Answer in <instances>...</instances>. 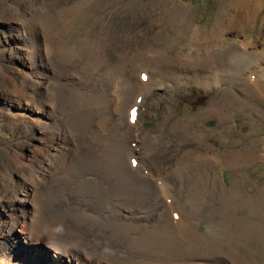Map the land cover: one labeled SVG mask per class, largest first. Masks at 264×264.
I'll use <instances>...</instances> for the list:
<instances>
[{
    "label": "bare ground",
    "instance_id": "1",
    "mask_svg": "<svg viewBox=\"0 0 264 264\" xmlns=\"http://www.w3.org/2000/svg\"><path fill=\"white\" fill-rule=\"evenodd\" d=\"M19 1L18 6L4 4L0 13L4 25L15 31L17 44L16 51L6 42L1 49V55L8 53L6 61L12 69L1 70L4 61L0 62V82L5 80L6 88L8 81L23 82L25 91L0 93L4 103L0 105V131L16 138L9 143L13 173L6 166L0 170V264H40L39 254H46L41 264H115L113 260H119L118 264H227L217 253L231 255L230 263L240 264L237 258L244 249L231 238L224 242L200 233L198 224L204 222L249 247L258 241L263 246L264 186L250 185L248 173L238 177L232 173L231 187H224L222 171L249 167L257 157L264 160V138L246 137L241 148L236 139L227 151L219 146L228 144L227 136L237 126H227V122L237 115L242 116L240 127L246 126V133H252L255 122L247 123L244 111L259 115L257 121L264 120V112L259 114L264 107V0H214L218 12L207 26L197 24L200 6L179 0H153L144 5L137 0L127 4L123 0H51L52 8H48L50 1L46 5ZM125 12L147 16L156 30L146 32L144 24L131 28L125 20L118 21ZM14 20L18 24H12ZM257 27L255 37L245 34ZM159 74L163 77L156 80ZM97 75L109 80L96 84ZM64 77H77V81L64 90L58 88L57 92L66 94L56 99L52 84L47 86L45 81ZM188 80L195 83L198 96L187 91L191 101L186 104L193 109L199 101L207 102L190 120L181 114L175 118L170 97L191 86ZM159 82L167 84L169 95L158 112L160 123L145 129L137 120L140 108ZM154 102L147 101L149 111ZM42 117L51 124L40 134L26 137L38 131ZM215 119L223 126L219 124L213 133L196 124V120ZM187 128L193 132L185 133ZM176 134L183 137L175 140ZM166 136L182 151L162 166L153 156L162 149L160 142ZM214 136L220 137L215 146L210 144ZM43 139L46 145L38 142ZM55 173L60 178L53 181L50 176ZM58 187H66V228H60L63 238L59 240L64 243L51 247L54 234L44 230L49 229L45 223L49 221L42 218L38 208L43 204L36 198L45 201L44 189ZM33 192L36 195L30 200L36 202L35 208L30 205L32 215L28 216L27 197ZM118 211L130 218H119ZM62 213L59 210L54 217ZM16 228L24 231V238L14 233ZM106 231L110 241L127 240L123 248L128 259H114L104 249L106 241L99 242V248L89 238ZM164 254L175 257L164 258ZM255 260L248 256L249 263Z\"/></svg>",
    "mask_w": 264,
    "mask_h": 264
},
{
    "label": "rangeland",
    "instance_id": "2",
    "mask_svg": "<svg viewBox=\"0 0 264 264\" xmlns=\"http://www.w3.org/2000/svg\"><path fill=\"white\" fill-rule=\"evenodd\" d=\"M38 2H40V4H43V5H46L47 4V2H49L50 1V3L48 4V8H52V6H54L52 3H51V0H37ZM131 0H123V2H124V4H127L128 2H130ZM138 2L140 1V2H142V3H140L139 2V4H141V5H144V4H147V3H149L150 1H153V0H137ZM180 2H182V3H184V4H191V5H193V6H200L198 9V15H197V17H199V20L197 21V24L198 25H200V26H207V24L209 25V24H212L213 23V21H214V19H215V17H216V13L218 12V7H217V3H216V1H214V0H179ZM0 3H1V5H0V13L2 12V8H3V6H4V4L5 5H7V4H13L14 6H18V3H20V1L19 0H0ZM203 3V4H202ZM217 7V8H216ZM27 8V7H26ZM264 8V7H263ZM113 9H115V8H113ZM212 12V13H211ZM130 13V14H129ZM200 13V14H199ZM207 13H208V15H207ZM261 14L262 15H264V9L262 10V12H261ZM211 15V16H210ZM215 15V16H214ZM214 16V17H213ZM119 17V18H118ZM117 18H118V21L120 20V18L122 19V20H125L126 22H127V25H129L131 28H136V26L137 27H139V26H141V25H143L142 27H143V29L144 30H146V32L147 31H155L156 30V25L153 27L151 24H149L147 21H148V17L147 16H141V17H138V16H134L131 12H125L123 15H120V16H118ZM212 17V18H211ZM117 18L115 19V22H117L116 23V27H118L117 26V24H118V21H117ZM135 18V19H134ZM224 18H228V16H225ZM13 20V19H12ZM17 21L16 20H14V22H11L12 24L14 23V24H18V22L16 23ZM134 22H135V24H134ZM4 21L2 20V19H0V25H4ZM138 23H139V25H138ZM134 27H133V26ZM136 25V26H135ZM0 28H1V26H0ZM260 27H257L256 28V30H255V32H248V31H246L245 32V34H247V35H249V36H251L252 38L253 37H255V35L256 34H258V29H259ZM263 31H264V29H263ZM6 31H4V33H5ZM248 32V33H247ZM14 35H15V32L12 34V38L14 39ZM20 35H21V37L22 38H24V39H30L28 36L26 37V36H24V35H22V33H20ZM237 35L239 36V34L237 33ZM237 35H233L232 37H235V36H237ZM241 35V34H240ZM0 41H2V44H3V41L4 42H6L9 46H11L10 47V49L14 46V44L13 43H15V40H6L4 37H3V35H1V31H0ZM3 38H4V40H3ZM39 40V39H38ZM35 41H37V38H35ZM13 42V43H12ZM40 42H41V40H40ZM256 42H258L257 40H256ZM257 47H259V45H257ZM14 50L16 51V49H17V44L15 43V46H14ZM183 51L185 52V49H183ZM0 52H2L1 51V49H0ZM9 57V55H8V53L6 52V53H4V54H0V62H3V65H2V67H1V70H6V71H9V70H11L12 69V67H11V65L6 61V58H8ZM20 64H22V65H24V60H19L18 61ZM9 64V65H8ZM19 72H22V73H24V71L22 70V69H19ZM48 75H51V71H49L48 73H47ZM245 74H246V72H245ZM247 74H250V73H247ZM159 76L160 77H163V75H161V74H159V75H157L156 77H155V79L156 80H158V78H159ZM167 78V77H166ZM7 79H9L8 77H7ZM168 79V78H167ZM109 79H108V77L106 76V75H103L102 77L101 76H96L95 77V83L96 84H104V83H106L107 81H108ZM136 80H138V78H136ZM5 81V80H4ZM4 81H2V82H0V93H2L1 91H3V90H5V89H10V91H6V92H10V95H15L16 93H14V92H11V91H14V90H17V91H19V92H21L22 94L25 92V91H22V84H23V82H17V83H11L10 81H8V83H9V88H6V85H5V83H4ZM76 81H77V77H74V79H72V78H68V79H66V77H64V78H62V79H60L59 81H56V80H51V79H48V80H46L45 81V83H47V86H50V84H52V86H51V88H50V90H51V92H55V93H57V96H56V99H58L57 97H58V95H59V97L61 98V99H63V95L64 94H66L64 91H62L61 92V90L59 91V92H57L56 90L59 88H61L62 90H64L65 88H67L71 83H76ZM188 82H190V81H188ZM161 82H159V84H160ZM159 84H156V86H155V92L151 95H149V97H146L145 98V100L143 101V104L144 105H142V107L140 108V113H139V117H138V123H140V125L141 126H144V128L145 129H150V128H154L156 125H158L159 123H160V121H161V117H160V115L158 114V112L161 110V108H162V106H163V104H164V102H165V100L167 99V95H169V90H168V88H166L165 86L167 85L166 83H164V85H162L161 86V84L159 85ZM191 84V86H185V87H182V88H184V90H182V91H180V92H178V93H173L172 94V96L170 97V99L171 100H173L174 101V107H175V118H178L179 116H180V114L181 115H184V116H187V119L188 120H190V116H193V114L197 111V110H199V108H202V107H204V104L207 102H204V104H198V103H196V107L195 108H193L192 109V106L190 105V104H186V103H188V100L189 101H191V99H189L190 97H191V95L190 94H188V92L187 91H192L193 92V94L194 95H196V96H198L197 94H198V90H197V88L195 87L196 85H195V83H192V82H190V83H188V85H190ZM32 87V86H31ZM49 88V87H48ZM48 88H44L45 90H47V92H48ZM90 89H95L94 87H90ZM43 91L44 93H47L46 91ZM216 90V89H215ZM222 90V89H221ZM32 92H36V91H34V90H31ZM110 92V91H109ZM89 93H91L90 91H89ZM28 94H30L29 92H27L26 93V95H28ZM25 95V96H26ZM188 97H187V96ZM201 95H203L202 93H201ZM24 96V97H25ZM215 96H216V94H215ZM23 97V98H24ZM113 97H114V95H113ZM8 99H10V97H7ZM150 98V99H149ZM155 101L153 104H152V107L150 108L151 110L149 111V106H148V103H147V101ZM1 104H4L3 102H0V105ZM203 105V106H202ZM253 105V104H252ZM257 110H258V108H257V106H255V105H253ZM7 107V105L5 106V108ZM148 107V108H147ZM13 108H15V107H12L11 109H13ZM15 110V109H14ZM110 110H112V109H110ZM260 110L262 111V112H259V114L260 113H263L264 112V107H260ZM6 112H8V114H13V112H11V111H9L8 110V108H7V111ZM112 113V115H117L116 113H114L113 111H111ZM186 112V113H185ZM229 112V111H228ZM244 112H246L248 115V117L246 118V119H248V120H245L247 123L248 122H250V121H252L253 123H254V125H253V129H250V131H252V133H246V132H249L248 131V129L246 130V126H241L240 127V125H243L242 124V116L241 115H237L236 116V118H234V119H232V121L230 122V120H229V123L227 122V126H230V124H234V125H236L237 127L235 128V129H233L232 130V132H231V134L230 135H228L227 137H228V144H220V148L222 149V151H227L228 149H232V146H233V144H234V142H235V140L236 139H239L240 140V143L238 144L237 143V147L238 148H241L242 146H244L245 144H246V142H247V138H249V139H253L254 138V136L256 137V138H264V131H262V130H264V120H262V119H259L258 121H257V119L259 118V115H252V113L249 111V110H247V111H244ZM151 114V115H150ZM59 116V114L57 113V117ZM116 117H118V116H116ZM262 118L264 119V116H262ZM23 119V118H22ZM41 119H43V122L39 125V126H37L36 128L38 129V131H36L35 133L34 132H29L27 135H25L26 137H29V136H35L36 135V133L37 134H40L44 129H46V127H48L50 124H51V122L48 120V118H46V117H42V118H39V120H41ZM24 120V119H23ZM56 119H54V121H55ZM116 120H118V118H116ZM250 120V121H249ZM25 121V120H24ZM197 121V122H196ZM195 122H196V124H197V126H200V128H202V129H207V130H209L210 131V133L212 132H214L217 128H219V124H221L222 126H223V123L222 122H219V121H217V119H215V120H196ZM257 121V122H256ZM30 123H32V122H30ZM261 123H263L262 125H260ZM92 124L94 125V127H97L98 129H101V128H99V123H94L93 121H92ZM195 124V123H194ZM255 124H257V125H255ZM259 125V126H258ZM172 125L171 124H169V128L171 127ZM197 126H195L196 128H197ZM238 126H239V129H238ZM255 126H257V127H255ZM262 126V127H261ZM168 128V129H169ZM43 129V130H42ZM255 129H256V131H255ZM1 130H2V128H1ZM42 130V131H41ZM190 129H188L187 128V130H185V133H188V132H190V133H192L191 132V130L189 131ZM257 130H258V132H257ZM260 130V131H259ZM100 131V130H99ZM9 131H7V132H3V131H0V133H1V136H0V170L1 171H3V166H6L7 168H8V172H10V173H13V171H12V169H11V166H10V163H9V159L10 158H12L13 156H14V153H13V151L11 150V149H9V147H10V142H13V141H16L15 139H13L14 138V136H12V138L11 137H9L10 135H9V133H8ZM257 132V133H256ZM262 132V133H261ZM101 133V135L102 136H105V133H102V132H100ZM259 133V134H258ZM248 136H247V135ZM230 136V137H229ZM252 136V137H251ZM181 137H183V136H180L179 134H176V137H175V140L176 139H179V138H181ZM247 137V138H246ZM215 138V139H214ZM214 140L212 139L211 141H210V144H212V145H214L215 144V142H219V140H220V137L219 138H217V137H215L214 136ZM222 138V137H221ZM224 138V137H223ZM241 138V139H240ZM224 140H226V138L224 139ZM41 145H46V140L45 139H43V140H40V141H38ZM136 144H137V142H136ZM192 144V143H191ZM171 145V146H170ZM183 145H185V147H186V142H184L183 143ZM248 145V144H247ZM33 146V145H32ZM160 146L162 147V149L161 150H159V151H156L155 152V154H154V156H153V158L155 159V161L158 163V164H162V166H164V164L165 163H167L171 158H173L174 157V155H177L180 151H182V150H180L181 149V146H179V144H177L175 141H174V139H172V138H170V137H168V136H166V137H164L162 140H161V142H160ZM188 146V145H187ZM196 146H198V147H200L201 146V143H197V145ZM215 146V145H214ZM178 147H180V149L178 148ZM191 147V146H190ZM35 148V147H34ZM137 148V145L134 147V149H136ZM192 148V147H191ZM179 149V150H178ZM135 151V153H136V155H141V153L142 152H136V150H134ZM174 153V154H173ZM165 155V156H164ZM8 157V158H7ZM157 157V158H156ZM157 159V160H156ZM257 159V162L255 163V164H253V165H251V166H249V167H244L243 169H236V171L234 170V171H230L229 169L227 170L226 168L225 169H223V171H222V177H223V174H225V182H224V180L222 181L223 182V186L224 187H231V185H230V175L233 173L234 174V176H236L237 175V177L238 176H240V173H243V174H245V173H248V175H249V178H250V180L248 181V183L250 184V185H253V184H256L258 187H263L264 186V160L263 159H259L258 157L256 158ZM259 160V161H258ZM262 160V161H261ZM261 161V162H260ZM51 178H53V181L54 180H59V176H58V173H55L54 175H52L51 174V176H50ZM6 179H8V177L6 178ZM5 178H4V180H6ZM0 180H1V178H0ZM3 180V179H2ZM3 180V181H4ZM14 184H16L15 183V181L13 182ZM11 184H12V182H11ZM247 187V186H246ZM4 188V187H3ZM2 188V189H3ZM16 188H18V187H16ZM1 189V190H2ZM44 191L48 194V197H47V199H45V201L44 200H42V199H40V198H36V199H38V201L39 200H41L42 202V206H40L39 208H38V210L41 212V210H42V212H41V216H42V218H44V219H46V220H48L49 222H46L45 221V223H49V229H44V230H46L47 232H51V233H53L54 234V238H53V236L51 235V238H52V241L49 243L50 244V246L52 247V245H53V243H55V244H57V243H64L63 241H60L59 240V238L60 239H62L63 238V234H62V232H61V230H60V228L63 226V227H65L66 228V187H58L55 191H53L52 189L51 190H48V189H44ZM1 192V191H0ZM29 194V196L27 197L28 198V203L29 204H27L28 205V207H27V214H28V216H31L32 214H31V212L29 213V208L32 206V208H33V210H34V208H35V203L36 202H33V203H31L32 201L30 200L32 197H34L36 194H34V192L32 193V194H30V193H28ZM54 195L55 196V200H53L52 199V197H51V195ZM32 196V197H31ZM184 196V194H182V195H180V198L183 200V201H185V198L183 197ZM57 203H59V205H56ZM31 205V206H30ZM1 206V205H0ZM57 208H60L59 210L60 211H62L63 213H62V215L60 216V217H54L55 215V213H57L58 211L57 210H55V209H57ZM52 209H53V211H52ZM154 210H156V207L155 208H153ZM1 210H2V208H1ZM64 210V211H63ZM49 211H52V213L50 214V212ZM65 212V213H64ZM99 214H103V213H99ZM120 217L119 218H122L123 220L124 219H129L130 217V214H128L127 212H124V211H118V213H117ZM151 214H152V216H153V218H154V212L153 211H151ZM52 215V216H51ZM243 215V214H242ZM33 216H34V213H33ZM238 216H239V214H238ZM56 220L58 221V222H56ZM73 226V225H72ZM198 227H199V232L201 233H205V234H208L209 236H216V237H220V239L222 240V241H224V242H229V241H231L229 238H231V239H233L234 241H237V243H236V247H238V246H241L242 247V250L244 249V253L243 254H239L238 255V258H237V260H239L238 262L240 263V264H264V245L262 246V245H260L261 243L258 241V242H256V243H254L253 245H251L250 247H249V245H247V244H245V243H243V241H238L237 240V238H235V237H230L231 235L230 234H227L226 232H224L221 228H219V227H216V226H213L211 223H208V222H204V223H199L198 224ZM20 228H16V230L14 231V233H16V234H18L19 235V233H20V236H22V238H24L23 237V235H21V233H23L24 231L22 230V229H20ZM80 229V231H82V232H84V228H79ZM17 230H19V231H17ZM236 231V230H235ZM109 231H106V233H104L103 234V232H100V234H92L89 238H91L92 240H93V242L94 241H96L97 243L96 244H98L99 245V248H101V244L100 243H102V242H105L106 241V247L104 248L105 249V251L107 252V253H109V254H112L113 255V258L115 257V258H119V259H121V260H125L126 258L128 259V257L127 256H129L128 255V251L127 250H125L123 247H125L126 246V243H128L127 242V240L125 239V238H123V237H120V241H117L116 242V240H112V241H110L111 240V237H109L110 236V232L108 233ZM225 233V234H224ZM109 234V235H108ZM72 235V234H71ZM71 235H69L68 234V237L69 238H74L73 236H71ZM96 235V236H95ZM99 235V236H98ZM106 235V236H105ZM71 236V237H70ZM86 236H88V235H86ZM228 236V237H227ZM102 237V238H101ZM226 237V238H225ZM65 239H66V236L64 237ZM100 238V239H99ZM109 238V239H108ZM103 239V240H102ZM105 239V240H104ZM123 239V240H122ZM227 239V240H226ZM98 240V241H97ZM102 240V241H101ZM229 240V241H228ZM100 242V243H99ZM259 243V244H258ZM94 244V243H93ZM258 244V245H257ZM108 246V247H107ZM116 246V247H115ZM250 249V250H249ZM253 249V250H252ZM112 251V252H111ZM120 253H119V252ZM126 251V252H125ZM247 251V252H246ZM251 251H253V252H255L254 254H253V252H251ZM262 251V252H261ZM117 254V255H116ZM123 254V255H122ZM99 255V254H98ZM118 255H121V256H119L118 257ZM212 255V254H211ZM217 255L218 256H220L222 259H224V261L227 263V264H231L230 263V259L229 258H232L233 259V256H229V257H227L228 255L226 254V253H224V254H219V253H217ZM227 255V256H226ZM244 255V256H243ZM37 256H39L38 257V263H40L41 264V261L42 260H44L45 258H46V254H39V255H37ZM100 257H102V258H104L101 254L99 255ZM123 256V257H122ZM164 256V258H174L175 256H170V255H168V254H166V256H165V254L163 255ZM226 256V258H224ZM248 256L249 257H254L256 260L255 261H253V262H251V263H249L248 261H247V259H248ZM50 257V256H49ZM243 257H245V258H243ZM114 258V259H115ZM244 259V260H242V259ZM50 259H53V258H51L50 257ZM119 260H113V262L115 263V264H118V263H116V262H118ZM229 261V262H228ZM242 261V262H241ZM247 261V262H246ZM263 261V262H262ZM244 262V263H243ZM256 262H258V263H256ZM262 262V263H261Z\"/></svg>",
    "mask_w": 264,
    "mask_h": 264
},
{
    "label": "water",
    "instance_id": "3",
    "mask_svg": "<svg viewBox=\"0 0 264 264\" xmlns=\"http://www.w3.org/2000/svg\"><path fill=\"white\" fill-rule=\"evenodd\" d=\"M1 26V28H0V31H1V35H3V37L7 40V39H9V33H4V29H6L7 28V26H5V25H0ZM4 41H3V44H2V41H0V49H2V48H4Z\"/></svg>",
    "mask_w": 264,
    "mask_h": 264
},
{
    "label": "snow or ice",
    "instance_id": "4",
    "mask_svg": "<svg viewBox=\"0 0 264 264\" xmlns=\"http://www.w3.org/2000/svg\"><path fill=\"white\" fill-rule=\"evenodd\" d=\"M134 115V114H133Z\"/></svg>",
    "mask_w": 264,
    "mask_h": 264
}]
</instances>
